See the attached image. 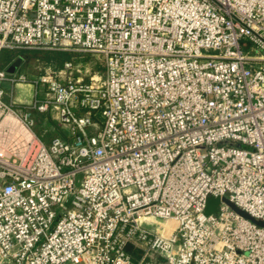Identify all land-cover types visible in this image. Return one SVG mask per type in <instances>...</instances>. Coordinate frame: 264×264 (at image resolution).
<instances>
[{
    "label": "built area",
    "instance_id": "obj_1",
    "mask_svg": "<svg viewBox=\"0 0 264 264\" xmlns=\"http://www.w3.org/2000/svg\"><path fill=\"white\" fill-rule=\"evenodd\" d=\"M4 50L104 67L0 66V264H264V0H0Z\"/></svg>",
    "mask_w": 264,
    "mask_h": 264
},
{
    "label": "rangeland",
    "instance_id": "obj_2",
    "mask_svg": "<svg viewBox=\"0 0 264 264\" xmlns=\"http://www.w3.org/2000/svg\"><path fill=\"white\" fill-rule=\"evenodd\" d=\"M49 51H34V50H23L19 51L17 53V56L15 57L16 60H18V64L16 66L17 69L29 73V74H39L43 73L47 69H55V65L53 63L47 62L45 58H43V55ZM55 52H63V51H55ZM70 53L69 60H73L76 63H81L88 67L89 69L95 71V72H102L104 67V61L101 56L98 54L93 53H79V52H68ZM10 89V88H9ZM21 98L24 99V101H28L30 99V93L29 89L27 87H16V99L17 102L20 104L22 103ZM9 96L6 97V100L8 101ZM56 119L53 115H45L38 121V124L34 127V130L36 133L44 134L45 140H50L54 136L57 135H64L67 133V127L62 126L59 123V120L57 118L58 113H53ZM222 202L221 198L211 197L208 201L207 208L205 210L206 213H217L219 211L220 204ZM225 202H227V198L225 199ZM243 216L251 219L253 222H255L258 225H264V221L255 219L251 217L248 213L241 211L240 212ZM166 223V222H165ZM167 229L169 231L173 228L171 225H168Z\"/></svg>",
    "mask_w": 264,
    "mask_h": 264
},
{
    "label": "trees",
    "instance_id": "obj_3",
    "mask_svg": "<svg viewBox=\"0 0 264 264\" xmlns=\"http://www.w3.org/2000/svg\"><path fill=\"white\" fill-rule=\"evenodd\" d=\"M23 50H4L0 55V66L5 67L9 65L17 56V53ZM70 53L68 52H55L49 51L43 55V58L46 59L47 62L53 63L55 65V69H58L62 63L69 59ZM126 251L129 252L135 261L142 257V251L135 247L133 244L128 243L126 244ZM149 257L146 258V262L150 261ZM159 264V263H156Z\"/></svg>",
    "mask_w": 264,
    "mask_h": 264
},
{
    "label": "water",
    "instance_id": "obj_4",
    "mask_svg": "<svg viewBox=\"0 0 264 264\" xmlns=\"http://www.w3.org/2000/svg\"><path fill=\"white\" fill-rule=\"evenodd\" d=\"M227 202L236 210V211H238L239 213L241 212V210L240 209H238L235 205H233V203H230L228 200H227Z\"/></svg>",
    "mask_w": 264,
    "mask_h": 264
},
{
    "label": "crops",
    "instance_id": "obj_5",
    "mask_svg": "<svg viewBox=\"0 0 264 264\" xmlns=\"http://www.w3.org/2000/svg\"><path fill=\"white\" fill-rule=\"evenodd\" d=\"M156 263H159V261H147V262L144 263V264H156Z\"/></svg>",
    "mask_w": 264,
    "mask_h": 264
},
{
    "label": "bare ground",
    "instance_id": "obj_6",
    "mask_svg": "<svg viewBox=\"0 0 264 264\" xmlns=\"http://www.w3.org/2000/svg\"><path fill=\"white\" fill-rule=\"evenodd\" d=\"M172 222H173L172 220H168V221H166V223H167L168 225H171Z\"/></svg>",
    "mask_w": 264,
    "mask_h": 264
}]
</instances>
